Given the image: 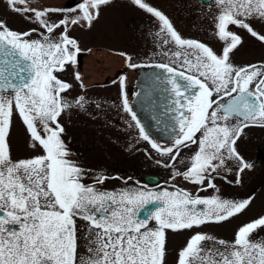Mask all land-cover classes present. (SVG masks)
Listing matches in <instances>:
<instances>
[{"label":"snow or ice","instance_id":"obj_1","mask_svg":"<svg viewBox=\"0 0 264 264\" xmlns=\"http://www.w3.org/2000/svg\"><path fill=\"white\" fill-rule=\"evenodd\" d=\"M6 2L30 26L14 29L0 19V264H164L166 230L220 223L248 208L250 199L219 194L204 198L199 192L216 189L214 174L233 159L239 162V183L250 165L238 152L237 141L246 128L264 127V64L237 67L232 63L242 40L229 28L235 25L264 42V0H215V35L224 43L219 53L204 42L182 37L168 17L146 0H131L159 22L155 35L162 46H178L171 56L180 61V70L167 63L152 65L167 73L170 92L164 112L172 119L171 125H165L174 134L171 146L150 139L130 106L121 77L124 110L131 113L142 138L168 158L167 163H157L174 169L171 179L180 177L199 187L191 192L174 183V191L167 184L159 190L143 185L121 193L119 200L97 191L96 185L106 177L98 176L93 184L82 182L87 173L70 159V143L60 120L74 107L66 99L73 84L61 74L70 66L78 67L81 53L70 29H91L112 0H82L71 9L17 6L28 0ZM53 14L58 17L55 21ZM253 21L260 23V30ZM127 59L133 69L143 66L131 56ZM73 76L81 81L78 71ZM159 80L156 77L155 82ZM135 95L145 106L153 103L147 88ZM75 105L83 107L84 97H77ZM16 115L26 126L36 154L13 160L10 128ZM234 117L237 123L231 124ZM192 145H198V150L180 171L177 162L186 164L181 152ZM78 219L86 222L83 237ZM150 220L156 222L155 228ZM260 231H264V215L238 226L231 244L220 239L214 241L217 247L207 248L204 242L213 238L197 232L179 251L177 264H264V240H253ZM81 238L87 245L83 256L78 254Z\"/></svg>","mask_w":264,"mask_h":264},{"label":"flooded vegetation","instance_id":"obj_2","mask_svg":"<svg viewBox=\"0 0 264 264\" xmlns=\"http://www.w3.org/2000/svg\"><path fill=\"white\" fill-rule=\"evenodd\" d=\"M81 2L82 0H28L27 4L17 6L42 5L71 9ZM146 2L161 10L182 37L204 42L218 53L222 50L224 43L215 35L214 19L218 15L215 0ZM51 18L53 21L58 19L56 14ZM0 19L7 20L8 25L14 29L26 30L30 26L25 17L10 10L6 0H0ZM253 24L260 30L258 21H253ZM229 28L242 40L231 56L232 63L237 67L264 64V42L235 25H230ZM158 30L159 22L151 14L131 3V0H112L111 4L103 7L99 19L91 29L79 26L70 29V34L79 41L81 53L77 58L78 67L70 66L61 74L62 79L73 84V90L66 94V99L74 103V107L60 117L65 128L64 138L70 143V159L81 165L87 173L82 182L93 184L98 176L106 177L102 184L96 185V189L115 196L117 200L126 190H138L143 185L159 190L167 184L169 190L174 191L171 187L174 183L191 192H196L199 187L180 177L174 181L171 179L174 169L157 163V160L167 163L168 158L161 156L151 147L149 141L142 138L131 113L126 112L123 107L121 77L125 78V93L135 111L134 100L140 71L160 63H167L180 70V61L171 56L172 52L178 50V46L174 43L162 46V39L155 35ZM166 52L168 55H165ZM128 56L133 58V62L143 66L136 69L129 67ZM76 71L80 73L82 86L81 81L74 79L73 73ZM77 97H84L83 107L75 105ZM230 123H237V118H232ZM200 135L201 133H197V139ZM173 138L174 136L162 141L150 135V139L161 146H171ZM10 145L13 160L36 154L31 147L26 126L18 115L14 116L10 128ZM236 148L250 165L241 174L240 182L236 183L239 162L233 159L227 163L226 169L222 168L214 174L216 189L207 188L200 191L199 195L204 198L219 194L233 200L250 199V205L242 214L249 210H264V127L246 128L237 141ZM197 150L198 145H192L190 149L181 152L180 159L185 160L186 164L180 165L177 162L180 171L185 170ZM147 208L151 210V206ZM259 215H264V211ZM149 223L153 228L157 226L154 220ZM77 224L83 237L86 235V222L78 219ZM210 224L216 223L201 226ZM216 240L204 242L205 246L217 247L214 243ZM253 240H264V231L254 235ZM226 241L231 244L233 240ZM79 245L78 254L83 256L87 248L83 238Z\"/></svg>","mask_w":264,"mask_h":264},{"label":"water","instance_id":"obj_3","mask_svg":"<svg viewBox=\"0 0 264 264\" xmlns=\"http://www.w3.org/2000/svg\"><path fill=\"white\" fill-rule=\"evenodd\" d=\"M140 73L141 75L137 84V92L147 88L148 93L154 97V100L152 104L145 106L141 103L140 99L135 97L134 105L138 118L153 138L162 141L169 140L174 134L171 127L165 126L171 125L172 123L171 116L164 112V105L169 99L170 92V86L165 83L167 73L158 67H153L152 65L148 66L145 70L140 71ZM156 77H160L159 83L155 82ZM178 130L179 128L177 126V132Z\"/></svg>","mask_w":264,"mask_h":264},{"label":"rangeland","instance_id":"obj_4","mask_svg":"<svg viewBox=\"0 0 264 264\" xmlns=\"http://www.w3.org/2000/svg\"><path fill=\"white\" fill-rule=\"evenodd\" d=\"M19 16L23 15L19 14ZM263 211L264 210H249L242 215L229 218L226 223L210 224L206 226L193 227L192 229L178 230L175 232L166 230V250L164 264H177L179 251L186 245L188 239L193 234L200 232L212 237L214 240L223 239L225 241H232L234 240V233L238 226L244 222H247L251 218L257 217Z\"/></svg>","mask_w":264,"mask_h":264}]
</instances>
